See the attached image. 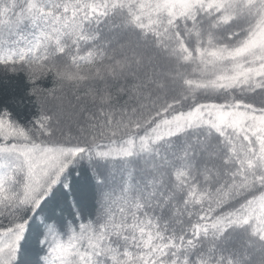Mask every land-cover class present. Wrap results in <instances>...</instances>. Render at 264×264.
Returning a JSON list of instances; mask_svg holds the SVG:
<instances>
[{
  "label": "snow or ice",
  "instance_id": "snow-or-ice-1",
  "mask_svg": "<svg viewBox=\"0 0 264 264\" xmlns=\"http://www.w3.org/2000/svg\"><path fill=\"white\" fill-rule=\"evenodd\" d=\"M0 264H264V0H0Z\"/></svg>",
  "mask_w": 264,
  "mask_h": 264
}]
</instances>
